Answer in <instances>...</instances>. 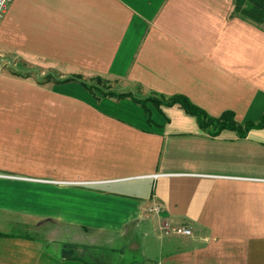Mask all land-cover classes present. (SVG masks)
Here are the masks:
<instances>
[{"label":"crops","instance_id":"obj_1","mask_svg":"<svg viewBox=\"0 0 264 264\" xmlns=\"http://www.w3.org/2000/svg\"><path fill=\"white\" fill-rule=\"evenodd\" d=\"M233 8L13 0L0 24V174L17 177L0 175V264H264V127L212 136L179 104L82 84L101 76L140 99L182 94L259 120L264 29Z\"/></svg>","mask_w":264,"mask_h":264},{"label":"trees","instance_id":"obj_2","mask_svg":"<svg viewBox=\"0 0 264 264\" xmlns=\"http://www.w3.org/2000/svg\"><path fill=\"white\" fill-rule=\"evenodd\" d=\"M234 15H240L245 19L257 23L264 27V0H233ZM102 81L98 83L82 82V84L91 91L94 95H97V91L104 96L114 97L117 99L124 97H132L135 101L141 103L146 108L147 102H152L156 105H169L179 104L188 113L196 116L200 127L207 130L212 136L220 134L224 129H231L237 132L241 137H245L252 129L264 127V113L257 121H246L243 124L238 123L235 118V113L232 110L224 111L219 116H213L206 110L199 107L191 101V99L182 94L173 95L170 98H165L157 94H151L148 98L140 99L134 96L132 92H119L114 89H108L104 77L99 76ZM2 233H0L1 235Z\"/></svg>","mask_w":264,"mask_h":264},{"label":"built area","instance_id":"obj_3","mask_svg":"<svg viewBox=\"0 0 264 264\" xmlns=\"http://www.w3.org/2000/svg\"><path fill=\"white\" fill-rule=\"evenodd\" d=\"M12 2L13 0H0V24ZM151 209L156 212H159L162 209V207L160 205H155ZM163 230L167 234L173 232L175 234H181L185 236L192 235V229L190 227L185 225L174 224L173 222L170 221L163 222Z\"/></svg>","mask_w":264,"mask_h":264},{"label":"rangeland","instance_id":"obj_4","mask_svg":"<svg viewBox=\"0 0 264 264\" xmlns=\"http://www.w3.org/2000/svg\"><path fill=\"white\" fill-rule=\"evenodd\" d=\"M233 6H234V4H233ZM233 10H234V8H233ZM233 10H232V12H231V16L233 17ZM234 16H238V17H240L241 18V16L240 15H234ZM243 18V17H242ZM243 19H245V18H243ZM249 20V19H248ZM257 26H260V25H258L257 23H255ZM262 29H264V27H262V26H260ZM43 80H46V79H49V77L47 76V77H44V78H42ZM104 79H106L107 80V82H106V84L105 85H107V87H108V89H115L116 91H119V90H117V88L119 89L120 87H119V84H120V82L118 81V80H114V79H109V78H104ZM101 80L99 79V76H96V77H92L91 79H90V81H89V83H93V82H95V83H98V82H100ZM101 84H102V81L100 82ZM98 93H100V92H98L97 91V95L98 96H104L102 93H100V94H98ZM30 111L32 112L33 111V108H30ZM0 175H2V176H8V177H17V176H14V175H11V174H0ZM37 193H38V191L36 192V193H34L33 194V196H36L37 195ZM9 231H11V232H14V233H23L25 230H24V228H22L21 227V225L19 224V222L17 223H14L12 226H10V228H9Z\"/></svg>","mask_w":264,"mask_h":264}]
</instances>
